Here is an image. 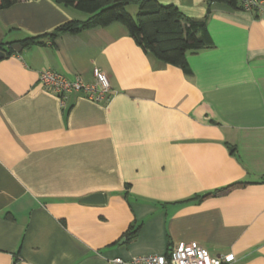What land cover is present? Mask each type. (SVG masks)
<instances>
[{
  "label": "crops",
  "instance_id": "crops-1",
  "mask_svg": "<svg viewBox=\"0 0 264 264\" xmlns=\"http://www.w3.org/2000/svg\"><path fill=\"white\" fill-rule=\"evenodd\" d=\"M158 2L206 20L212 46L187 53L190 73L119 21L23 46L88 15L54 0L0 9V264H114L189 241L264 264V15ZM46 69L104 72L111 98L62 105ZM94 193L104 201H82Z\"/></svg>",
  "mask_w": 264,
  "mask_h": 264
},
{
  "label": "trees",
  "instance_id": "trees-1",
  "mask_svg": "<svg viewBox=\"0 0 264 264\" xmlns=\"http://www.w3.org/2000/svg\"><path fill=\"white\" fill-rule=\"evenodd\" d=\"M18 0H0V9L10 7ZM64 6H74L85 12L84 21L71 20L42 36L26 38L23 46L40 43L41 38L53 40L64 32L80 33L95 26H106L112 22H122L146 53L167 64L177 66L184 73H190L187 53L212 46V38L205 19L187 18L175 5H162L158 0H54ZM224 1L234 8H241L238 0ZM130 5L137 6L133 16ZM0 44V48H3ZM8 52V51H7ZM9 53V52H8ZM236 182L230 187L241 186ZM211 193L203 197H207ZM136 231L133 232L135 234Z\"/></svg>",
  "mask_w": 264,
  "mask_h": 264
},
{
  "label": "built area",
  "instance_id": "built-area-1",
  "mask_svg": "<svg viewBox=\"0 0 264 264\" xmlns=\"http://www.w3.org/2000/svg\"><path fill=\"white\" fill-rule=\"evenodd\" d=\"M246 11L264 15V0H238ZM43 86L51 88L60 98L63 105L71 92H83L95 101H109L111 86L109 77L104 72L96 71L94 82H85L80 77L69 79L63 74L46 69L39 75ZM235 260L232 253L214 256L196 241L181 242L171 246L165 254H141L129 259L116 257L114 264H228Z\"/></svg>",
  "mask_w": 264,
  "mask_h": 264
},
{
  "label": "water",
  "instance_id": "water-1",
  "mask_svg": "<svg viewBox=\"0 0 264 264\" xmlns=\"http://www.w3.org/2000/svg\"><path fill=\"white\" fill-rule=\"evenodd\" d=\"M2 57H4V52L0 50V58ZM82 201L87 203H100L104 201V196L102 193H94L82 198Z\"/></svg>",
  "mask_w": 264,
  "mask_h": 264
},
{
  "label": "rangeland",
  "instance_id": "rangeland-1",
  "mask_svg": "<svg viewBox=\"0 0 264 264\" xmlns=\"http://www.w3.org/2000/svg\"><path fill=\"white\" fill-rule=\"evenodd\" d=\"M132 9V12L131 13H133V14H135V7H131Z\"/></svg>",
  "mask_w": 264,
  "mask_h": 264
}]
</instances>
